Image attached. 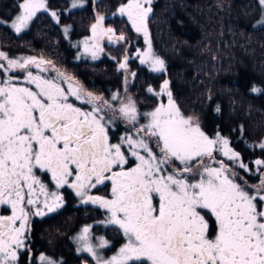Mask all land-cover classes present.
<instances>
[{"label": "snow or ice", "instance_id": "6c2138e0", "mask_svg": "<svg viewBox=\"0 0 264 264\" xmlns=\"http://www.w3.org/2000/svg\"><path fill=\"white\" fill-rule=\"evenodd\" d=\"M258 3L264 8V0ZM151 5L152 0H125L117 14L148 42L140 62L164 72L165 62L152 53L148 39ZM17 8L13 19L0 20L16 33L37 12L48 11L46 0H20ZM104 21L97 16L93 39L124 40ZM84 45L88 51L87 40ZM48 63L35 57L12 59L0 51V73H7L0 79V207L11 213L0 215V264H19L21 250L30 251L26 239L32 216L63 206V196L49 190L44 176L56 189H72L82 203L104 209L101 223L124 237L118 251L105 258L101 250L110 242L99 237L92 243L90 227H84L78 251L87 252L95 264H264V179L249 186L214 156L236 160L248 170L228 139L210 138L194 117L181 112L167 80L158 92L148 89L166 96V103L141 112L131 98L122 101L116 94L104 100L56 69L55 76L28 70L22 82L12 75L29 65L43 72L41 65ZM126 64L127 59L119 66ZM105 107L128 125L115 141L110 135L115 121L106 118ZM105 187L107 196L93 194ZM39 261L57 264L43 255Z\"/></svg>", "mask_w": 264, "mask_h": 264}, {"label": "trees", "instance_id": "16d2710c", "mask_svg": "<svg viewBox=\"0 0 264 264\" xmlns=\"http://www.w3.org/2000/svg\"><path fill=\"white\" fill-rule=\"evenodd\" d=\"M72 1L46 0L48 11L37 12L22 34L0 24L1 51L43 57L55 64L53 69L69 73L104 100H111L113 92L127 93L125 98L134 100L140 110L155 103L147 88H158L161 81L167 80L181 112L194 117L206 135L224 136L250 166L255 160L264 161V26L254 25L260 12L257 0H152L149 38L154 52L165 62V71L150 72L135 58H129L132 82L118 68V61L125 55L129 57L133 43L142 45V41L116 14L125 0H80L83 5L78 8H71ZM19 2L0 0V15L11 18L19 11ZM52 12L57 15L53 17ZM98 15L105 17V28L114 29L116 36L123 35L124 40L105 45L109 55L99 61L72 60L73 50L64 38L62 25H71L69 33L75 39L92 31ZM53 69L45 76H55ZM254 87L260 91L254 92ZM104 111L117 120L110 132L115 141L128 125L111 109L105 107ZM258 167L259 172L251 176L239 169L231 170L253 186L264 177V165ZM97 212L92 206L70 204L39 222L36 236L45 242L43 250L57 256V247L63 252L59 247L63 246L67 251L62 255L72 264H81L84 257L69 249L65 239L77 229L83 216H95ZM119 233L113 228L108 230L115 240Z\"/></svg>", "mask_w": 264, "mask_h": 264}, {"label": "rangeland", "instance_id": "374dc122", "mask_svg": "<svg viewBox=\"0 0 264 264\" xmlns=\"http://www.w3.org/2000/svg\"><path fill=\"white\" fill-rule=\"evenodd\" d=\"M75 2H76V0H73L71 2V8H78V7H80V6L83 5V3L79 0L78 6L77 7H72L73 3H75ZM257 2H258V0H257ZM259 7H260L259 16H258L256 22L254 23V25L255 26H264V22H262V21H264V8H262V6L260 4H259ZM17 13L18 12L14 13L11 16V18H4V17H2L0 15V20L10 21L11 19L14 18V16ZM116 14H117V10H116ZM121 18H124L125 21H126V23H128V25L131 27V24L127 21V18L126 17H121ZM33 19L29 22L28 27L25 28L24 30H22L20 33H16L15 30L10 27V24L8 26L16 34H22V33H24L25 31H27L29 29V27L31 26V23H32ZM62 27H63L64 38L66 39V41L69 43V46L73 50V54L74 55H73L72 60L77 61V62L78 61H90V62L99 61V60L105 58L107 55H109V53H108L109 51L106 50L105 45H107V44L115 45V44L119 43V42H116L115 40L109 41V39H108L107 36H102V37L101 36H97L95 39H93V33H92V31L88 35L81 36V37H78V38L73 39L71 37V34L69 33V31L71 30V25L70 24H68V25L63 24ZM65 29H68V31L65 32ZM97 31L99 32V29H97ZM133 31H134V33L137 36H140L141 41H142V45L141 44H135L137 42L133 43V46L131 47V50H130L129 57L127 55H125L122 59H120L118 61V68L120 70H123L124 72H126L127 73V78L126 79L131 81L132 80L131 78L133 77V73H131L129 71V68H130L129 58H131V59H134L135 58L138 61V63L140 65L145 66L148 71L153 72V73H161V72H154V71H152L151 68L148 66V64H142L140 62V60L142 59V56H140L139 54L140 53L147 52V50H148V42L146 41L143 33H137L134 29H133ZM115 33H117V32L115 31ZM148 39L150 40L149 37H148ZM86 40L88 41V51H85L84 41H86ZM150 42H151V40H150ZM94 44H98L99 47L98 48H93V45ZM151 48H152V53L155 56L163 59L160 55H158V54H156L154 52L153 47H152V43H151ZM0 51H1V49H0ZM93 51H96V53H97V55H96L95 58H93V56H92V52ZM9 54L11 56H9ZM6 55L8 57L12 58V59L35 57L38 60L42 59L44 61H47L43 57H36V56H33L32 54L22 53V52H19V51H11L9 53H6ZM125 59H127V64H126V67L122 69V68H120L119 65H120V63L124 62ZM48 62H50V61H48ZM4 63H6V61H4ZM41 67L44 68L45 71L42 72L40 70V68H37L34 65H29L28 66V69H24V70H19L18 69V70L13 71L12 72V75L18 78V82H22L25 79L26 72L28 70L32 71L34 75H44L45 76L47 73H49L48 71L52 70L55 67V64L53 62H50L48 64L41 65ZM59 71H60V73H63L64 76L70 78L75 84H78L84 92H90V93H92L91 91H89L88 89H86V87L83 84H81L78 80L74 79L69 73H67V72H65L63 70H59ZM6 76H7V73H0V79H4V78H6ZM130 81H128V82H130ZM163 82L164 81H161L160 82V85H159L158 88L155 87V86H153V87L152 86H149L147 88V93L149 94V96L155 98V103H153V105H151V106L145 107L144 109H141V110L139 109L141 112L150 111L151 109H153L157 105L158 102H165L166 103V101H167V97L166 96H159L158 97V96H155L152 92H149L148 91V89L151 88L155 92H158L160 90V87L163 84ZM64 87H67V83L66 82L64 83ZM116 94L119 95V97H120V99L122 101H127L128 98L127 99L125 98V96H126L127 93H125V95H124L122 93L119 94L118 91L116 93L113 92V95H116ZM93 95L102 97V96L97 95V94H93ZM115 105H116V107L119 106L117 103ZM84 107H85V109L90 110L91 105H85ZM107 117H109V116L107 115L106 118ZM113 120L114 121H117L116 119H113ZM141 122H143V121H141ZM123 134H125V132H123L121 135H123ZM218 134H216L215 136L210 137V138H214ZM219 135L221 137H224L221 134H219ZM229 147L234 152H236L238 154L239 161H242L243 162V164L248 169L247 171H245L244 168H240L236 160H230V159H228L225 156L219 155L218 153H214V156L217 159H219V160H223L224 163L227 166H229V167L231 166V169H233V168L239 169L245 175H249V176L256 175L259 172V167L255 163V161H257V160H255L253 162V166H250L249 164H247V162H245L244 160H242L241 155L236 150H234V148H232V146L230 145V143H229ZM43 179H44L45 183H47L48 188H49L50 191L59 192V194H61L63 196V206L61 208H59L57 211H55V212H58L60 210H63L66 207V205H68L67 203H68L69 199H71V198L72 199L73 198L76 199L75 202H74V204H73L74 207H81V206H87L88 207V206H92V207H95L96 210L98 211L95 216H90V215L83 216L82 217V220L80 221V225H78L77 229L71 235L72 236V244L74 245V249H75L76 254L77 255H80V256H82L84 258H86L89 261L88 262L86 260H83L81 264H90V263L91 264H95V261L92 259V257L87 252L78 251V248L80 247V242L78 241L77 238L81 235L82 230H83V228L85 226H89L90 227V233H89V235L92 237V241H91L92 243H94V244L97 243V238H99V237H104L105 239H107L110 242V247L109 248H106V249H102L101 250V252L104 255V257L105 258H108V257H111L112 255H114L118 251L119 247L124 243V237L120 233H119L118 239H116V240L114 238H111L109 236L108 230H109V228H113V227H111V226H105L104 224L101 223V221H103L105 219V216H106L105 210L102 209V208H100V207H98L97 205H93L91 203H88V204L82 203L81 202V198L78 197V196H76L75 193H74V191L72 189H69L67 187L62 188V189H56L54 183L53 182L51 183L49 181V179H48L47 176H44ZM262 179H264V177H262ZM253 186H256V184H253ZM71 190L73 191V194H71ZM106 190H107V192L109 191L108 188H106V187L105 188H98V189L93 190V194L100 195V196H105L106 194H102L100 192H103V191H106ZM55 212L48 213L47 215H44V216H32L31 219H36V218L37 219H42L44 217H47L49 215H52ZM31 254H30V257L28 258V263L27 264H40L39 257L41 255L46 256V257H48V258L56 261L57 264H61V261L58 260L57 258H55V256H54L53 253L40 251L37 254H33V255H31ZM85 255H86V257H85Z\"/></svg>", "mask_w": 264, "mask_h": 264}, {"label": "flooded vegetation", "instance_id": "af4514ba", "mask_svg": "<svg viewBox=\"0 0 264 264\" xmlns=\"http://www.w3.org/2000/svg\"><path fill=\"white\" fill-rule=\"evenodd\" d=\"M49 181H50V179H49ZM71 194H73V191L72 190H71ZM107 195H108V192H106V195L105 196H107ZM75 200L76 199H74V198L73 199L72 198L69 199V201L67 203L68 205H66V207L63 210H60L58 212L64 211L65 209H67L69 207L70 204L72 205V207H74L73 204H74ZM58 212H55L52 215H54V214H56ZM10 214H11L10 211H6L4 208L0 207V215H10ZM52 215H49L47 217H50ZM47 217H44L42 219H37V218L36 219H31L30 218V232H29V234L27 236V239H26V244H27L28 248L30 249V251L21 250V252L19 253V264H27L28 263V258L30 257V254L31 253H32L31 255H33V254H37L40 251H42V252L45 251V250H43V249H45V242L40 237H37L36 236L37 233L39 232V231H37L36 227L38 226L39 222H42ZM73 232H74L73 230L70 231L68 238L65 239V241L69 245V249L70 248L74 249V245L72 244V236H71L73 234ZM38 235H39V233H38ZM59 247L62 248L61 250L63 252H60L59 251V248L57 247V251H55V252L56 253H59V254L56 256L54 254V252H53L55 258H57L58 260H60L61 261V264H72L70 261L67 260V258L65 257V255H62V253L63 254L66 253L67 249H65L63 246H59ZM85 257H86V255H85ZM84 260L88 261L86 258H84ZM81 263H82V260H81Z\"/></svg>", "mask_w": 264, "mask_h": 264}]
</instances>
